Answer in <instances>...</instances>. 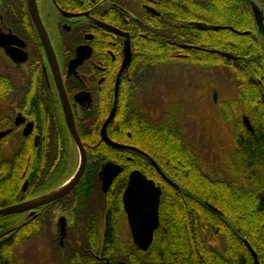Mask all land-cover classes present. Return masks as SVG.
Listing matches in <instances>:
<instances>
[{"label": "flooded vegetation", "instance_id": "1", "mask_svg": "<svg viewBox=\"0 0 264 264\" xmlns=\"http://www.w3.org/2000/svg\"><path fill=\"white\" fill-rule=\"evenodd\" d=\"M199 1L204 0H0V75L13 82L10 88L0 89V162L9 165L19 162L15 169L21 177L27 174L30 165L24 184L18 188L20 193L15 198L1 196L0 201L10 202L0 208L25 202L27 198L22 197L30 186L42 183L50 193L73 181L82 167V150L72 133V124L85 155L83 173L61 196L12 213L14 216L6 220L16 227L30 222L32 236H47L50 251L39 256L35 264H131L135 263V249L138 254L143 253V264H264V220L260 215H246L245 199L246 173L264 170H240L244 198L240 201L238 217H225L224 224L216 229L213 217L199 223L198 217L182 216L176 242L169 243L171 227L167 216L175 206H187L186 198L190 195L179 192L182 200H166V187H172V183L168 182L165 170L159 166L126 169L119 158L131 161L135 153L110 150L112 145L101 134L105 120L113 111L106 135L109 140L126 145L108 131L111 126L118 132L115 118L118 110L143 111L148 119L172 117L180 122L177 112H181V105L177 109L176 103L170 101L176 98L172 90L181 89L185 74L179 62L185 56L183 46L231 54L232 58L228 59L238 58L228 51L209 47V43H177L178 61L170 65L166 63L167 56L159 64L150 56V21L162 14L158 4L166 7L174 4L179 15L183 10L196 11L194 6ZM246 3L237 0L240 11ZM252 3L258 11L264 9V2ZM208 21L189 19L187 23L198 29H202L198 24H203L249 33ZM182 24L175 23V29L180 30ZM191 70L196 77L206 75L203 82H207V88L214 87L213 57L205 66L194 59ZM218 70L232 82L230 67ZM211 92V102L205 94L200 97L207 107L216 105V95ZM239 95L242 96L236 93ZM235 101L236 110L244 108L246 99L240 97ZM218 107L226 111L227 103L222 102ZM242 125L253 132L248 115H242ZM40 159L46 160L49 174L42 180ZM23 160L27 161L25 171H22ZM107 162L118 165L120 172L104 190L102 169ZM136 170L160 190L159 222L145 251L133 242L122 200L129 175ZM56 210L60 212L57 215ZM186 213H192L191 209H186ZM155 240L159 243L151 250ZM22 261L26 263V259Z\"/></svg>", "mask_w": 264, "mask_h": 264}, {"label": "trees", "instance_id": "2", "mask_svg": "<svg viewBox=\"0 0 264 264\" xmlns=\"http://www.w3.org/2000/svg\"><path fill=\"white\" fill-rule=\"evenodd\" d=\"M246 1L242 11L237 6V0L199 1L194 6L196 11L183 10L179 15L175 11L174 4L171 7H166L160 3L158 8L162 14L151 18L149 34L150 56L154 57V61L158 64L164 63V56H167L166 63L168 65L178 61L175 57L177 43L190 45L209 43L211 45L209 47H214L219 51H228L238 56L237 59H228L218 52L212 53L184 47L182 53L185 56L179 59V62L191 68L194 59L197 58L200 65L205 66L207 61L213 57L215 69L230 67V78L234 83L236 93L242 95L237 98L246 99L245 102L243 101L244 108L238 109V112L241 114L247 112L253 127L252 133L242 127L235 132V155L241 171L242 168L254 169L255 167L264 170V34L262 35L264 31L261 32L258 29L259 26H257L252 7V2L255 1L257 4L262 2L263 4L264 0ZM189 19L209 20L208 23L230 25L234 29L249 31V33L241 35L226 28L202 30L188 24L187 20ZM175 23H183L180 30L175 29ZM11 86H13V82L0 75V89ZM115 118L119 125L118 132L109 126V134L126 145L122 148L110 146V150H117L119 153L129 155L135 153L133 160L125 161L119 158V162L124 163L126 169L136 167L143 170L159 166L173 180L183 183V185H177L178 187H175L173 183L172 187L167 186L166 200H182L179 192L190 195V198H186L187 206H175L172 208L173 212H169L167 216L166 221L171 227L169 243L176 242L182 216H189V219L192 216L198 217L199 223L206 222L208 216L213 217L217 229V226L224 224L225 217L235 219L240 215V201L244 195L238 177L241 176L242 180V172L240 171L238 175L232 177L224 172L211 174L209 168L213 164L211 162L209 164L206 156L203 155L204 148L191 143L185 137L182 123L172 117L166 120L148 119L143 111L118 110L115 113ZM26 162L23 160L22 171L26 169ZM127 163L130 164V167L126 166ZM6 165L8 164L0 162V197L3 196V192L8 193L7 197H12L16 191V193H20L15 178V167L19 165V162L16 164V161H13L10 170L6 169ZM38 165L39 170L41 169L39 171L40 180L47 178L49 174L47 173L46 160L40 159ZM28 168L27 174L23 177L20 176L21 179H25L29 174L30 165ZM185 170L190 173H184ZM126 171L124 175L127 174ZM248 178L245 199L250 204L246 207V215L248 217L260 215L264 220V172L249 174ZM29 195L24 193L22 198H27ZM9 202L10 200H1L0 206L9 204ZM186 209H191L192 213H186ZM12 216L14 215L0 216V264H13V249L19 239H26L33 235L30 222L16 227L13 226V222L6 221ZM252 224H254V220H252ZM154 242L155 246L153 243L151 250L156 248L159 240ZM135 250V263L131 262V264H143L141 257L143 253L139 252L138 254V250Z\"/></svg>", "mask_w": 264, "mask_h": 264}, {"label": "rangeland", "instance_id": "3", "mask_svg": "<svg viewBox=\"0 0 264 264\" xmlns=\"http://www.w3.org/2000/svg\"><path fill=\"white\" fill-rule=\"evenodd\" d=\"M252 5L254 6L253 3ZM257 14V20L259 22V24L257 23L259 26L258 29L263 32L264 9L259 10ZM263 34L264 33H262V35ZM217 71L219 70H214V87L207 88V82H203V80H206L207 78L206 75L200 74L196 77L190 67L183 65V72L185 74H183L181 89L176 91L172 90V93L176 98L170 101V104L176 103L177 109L179 106L178 104L181 105V112H177V117L182 123L181 125L183 126L185 137H187L191 143L198 144L204 148L203 155L206 156L209 164L210 162L213 164L210 165L209 168L211 174L214 172H224L232 177L240 173V164L237 156L235 155V132L241 127L244 128L242 125V115H248V113L243 112L241 114V112L236 110L237 102L235 99L238 98L236 96L234 83L230 81L228 76L223 78L221 72ZM209 83H212V81L209 80ZM196 85L198 88H196ZM211 90L214 91L216 95L215 100L217 101H214L216 105L214 104L207 107L206 102L200 101V97L205 94L211 102ZM197 95H199V98ZM222 102L227 103L226 111H223L222 107H218V104ZM106 115L107 113L104 115L102 120L106 117ZM75 147L76 146L74 145V150H76ZM10 166L11 165L9 164L6 165V169L10 170ZM254 170L261 169L255 167ZM248 173L251 174L249 171L246 173L247 181L249 180ZM15 174V178L20 189L21 185L24 184V179H21V173L17 169H15ZM167 177L168 182L173 183L175 187H178L177 185H183V183L173 180L171 176L167 175ZM238 181H240V185H243V179L241 180V176L238 177ZM42 185L43 184L41 183L39 186L35 185V187H29L26 194L30 195L27 197L25 202L48 194L49 191H47L46 186ZM16 192L12 194V198H15L14 196L17 194ZM3 193L2 195L7 197L8 193ZM249 204L250 203H248V205ZM58 213H60L59 210H56V215ZM31 231L34 232L32 228ZM40 236L41 234L22 240L20 238L13 249L12 263L24 264L22 259L24 261L26 259L25 264H35L39 256L42 254L46 255L47 252L50 251L48 249L50 248L49 240L46 235L42 237Z\"/></svg>", "mask_w": 264, "mask_h": 264}, {"label": "water", "instance_id": "4", "mask_svg": "<svg viewBox=\"0 0 264 264\" xmlns=\"http://www.w3.org/2000/svg\"><path fill=\"white\" fill-rule=\"evenodd\" d=\"M253 10H257L255 6H253ZM254 10V11H255ZM258 12V10H257ZM255 17L257 20V14L255 12ZM38 23H40V20L37 18ZM257 23L259 24L258 20ZM199 28L202 29H212V30H218L220 26H205L203 24H198ZM231 29V27H227ZM238 34L245 35L248 34V32H237ZM1 38V37H0ZM186 48H189L188 46H183ZM221 55L225 57L232 58L231 54L228 53H220ZM114 112H110L107 119L105 120L102 129L101 134L103 139L110 145L114 147L122 148L124 145L115 143L106 135V126L112 119ZM244 122L246 123V126L248 129H251L250 123L248 122L247 118L244 117ZM71 130L74 135V138L76 139V143L78 147L82 150V167L78 171L77 175L71 181V183L66 184L65 187H63L59 192L57 190L50 192L48 194H45L39 198H41L40 201L33 203L32 205H29L27 207H21L22 204H16L11 205L7 207L0 208V216L12 214L15 212H20L26 209H29L33 206H36L41 203L49 202L59 196H61L65 191H67L74 183L75 180L80 176L81 172L83 173L84 166H85V155H84V149L81 148V144L78 140L76 131L73 127V124L71 125ZM2 134L0 133V136ZM120 172V167L118 165L112 164L111 162H107L105 166L102 169L103 174V189L106 190L109 186L112 179ZM63 186V185H62ZM159 196H160V190L158 187L155 186L154 182L152 180L147 179L144 175H142L139 171H133L129 175V179L126 185V188L122 195V200L124 204L125 212L128 216V221L132 230V239L134 244L140 249V250H147L148 247L151 244L152 241V235L153 231L158 226L159 217H158V204H159ZM33 200V199H32ZM30 200V201H32ZM29 202V201H28ZM63 229V228H62ZM64 234V230L62 231L61 237ZM248 248L252 251L251 246L247 243Z\"/></svg>", "mask_w": 264, "mask_h": 264}, {"label": "bare ground", "instance_id": "5", "mask_svg": "<svg viewBox=\"0 0 264 264\" xmlns=\"http://www.w3.org/2000/svg\"><path fill=\"white\" fill-rule=\"evenodd\" d=\"M66 184H67V183H66ZM66 184H64L63 186L59 187V189L57 190V192H59L63 187H65ZM40 200H41V198L33 199L32 201L25 202L24 204H22L21 207H27V206L32 205L33 203H36V202H38V201H40Z\"/></svg>", "mask_w": 264, "mask_h": 264}]
</instances>
